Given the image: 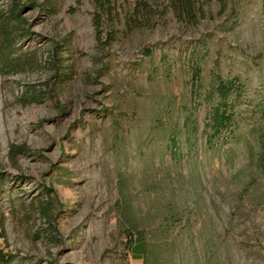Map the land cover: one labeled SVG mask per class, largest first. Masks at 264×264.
Masks as SVG:
<instances>
[{
  "label": "rangeland",
  "instance_id": "rangeland-1",
  "mask_svg": "<svg viewBox=\"0 0 264 264\" xmlns=\"http://www.w3.org/2000/svg\"><path fill=\"white\" fill-rule=\"evenodd\" d=\"M136 1H0V264H264V0Z\"/></svg>",
  "mask_w": 264,
  "mask_h": 264
},
{
  "label": "trees",
  "instance_id": "trees-1",
  "mask_svg": "<svg viewBox=\"0 0 264 264\" xmlns=\"http://www.w3.org/2000/svg\"><path fill=\"white\" fill-rule=\"evenodd\" d=\"M1 1V0H0ZM98 3L99 8L108 16L110 20H112V24L117 21L118 13L116 3L117 0H95ZM197 0H169L168 9L172 12L174 16L178 19H187L189 21H194L197 18ZM133 10L136 14L148 12V4L145 0H137L136 4L133 7ZM14 19L19 17V8H16L13 11ZM10 18L5 22L0 24V63H2L5 67L10 69H18L23 63L20 60L13 59L15 54L14 49V36L17 32V29L12 27V21L10 22ZM24 30V29H22ZM58 65L55 66V70ZM216 80H219L218 77H215ZM228 88V87H227ZM225 88V89H227ZM43 95V94H42ZM262 113L264 114V105ZM229 114V113H226ZM222 115L221 122L215 124V128H219L221 130H225L227 133H231L232 126L228 124L227 121L230 120L229 117L231 115ZM220 118V117H219ZM260 156H259V165L264 168V127L260 128ZM218 130V129H216ZM176 223V214L174 211L166 212V217L164 219V224L159 227V235L161 236L154 244L156 253L154 255V263L161 264L163 258L162 253L171 247H173L174 242L169 243L166 237L169 232L172 230L173 226ZM181 223V221H180ZM147 233L144 230L138 231L137 236L134 239L133 244V254L135 258L142 259L144 264H149V246L150 243L147 241ZM175 247V246H174Z\"/></svg>",
  "mask_w": 264,
  "mask_h": 264
}]
</instances>
